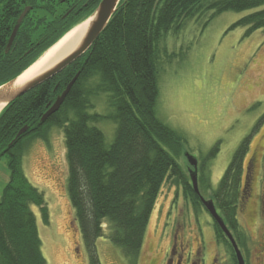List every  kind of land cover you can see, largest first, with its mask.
I'll list each match as a JSON object with an SVG mask.
<instances>
[{
    "label": "trees",
    "instance_id": "16d2710c",
    "mask_svg": "<svg viewBox=\"0 0 264 264\" xmlns=\"http://www.w3.org/2000/svg\"><path fill=\"white\" fill-rule=\"evenodd\" d=\"M100 1L81 4L78 15L67 22L62 6L66 12L69 3L75 1L49 0L47 28H42L38 10L37 16L24 22L9 52L10 20L9 16L2 17L0 86L19 76L72 27L91 16ZM263 6L264 0H122L105 31L83 57L8 105L0 114V160L7 156L10 171L0 203V264H47L31 208H39L47 225L49 210L44 195L26 177L23 160L30 144L36 139L47 141L53 127L65 131L69 197L90 264H101L96 242L105 220L113 227L112 242L123 249L131 264H139L148 223L164 183L180 185L182 181L186 198L194 202L199 199L189 179L182 180L184 172L175 157L178 152L190 155L184 138L156 114L160 44L168 34H178L189 20L205 12H212L213 19L225 12ZM234 26L247 28L248 34L264 31V9ZM44 35L47 41L42 44ZM76 75L59 111L40 123ZM101 96L107 98L112 111L109 117L90 113L95 109L93 100ZM104 119L116 125L110 147L96 127ZM25 126L28 130L17 138ZM248 149L249 140L240 146L216 191H212L205 169L198 182L201 193L206 186L213 192L210 199L245 250L247 238L239 225L238 209L243 195L239 189L242 163ZM214 150L211 156L219 152ZM214 227L218 242L230 251L233 264H238L223 230L217 223Z\"/></svg>",
    "mask_w": 264,
    "mask_h": 264
},
{
    "label": "rangeland",
    "instance_id": "374dc122",
    "mask_svg": "<svg viewBox=\"0 0 264 264\" xmlns=\"http://www.w3.org/2000/svg\"><path fill=\"white\" fill-rule=\"evenodd\" d=\"M263 9L264 6L245 12H225L213 19L210 18L212 12H205L189 20L178 34H168L160 44L162 58L156 114L185 140V149L190 155L184 151L175 153L184 172V182L188 178L187 182L191 183L190 162L193 164L196 159L202 167L205 163L209 166L207 174L212 191H216L235 154L247 140L250 157L256 154L254 147L260 149L263 145L257 152L259 170L261 168L264 154V31L248 34L247 28L234 25ZM61 10L64 13L66 9L62 6ZM166 54L171 58H166ZM93 103L95 109L91 114L103 117L112 114L105 96ZM96 127L103 132L105 144L110 147L115 140L116 125L104 119ZM215 148L219 152L211 156ZM23 168L29 182L44 195L48 206V225L39 208H31L47 264H90V253L69 197L64 129L53 127L47 141L34 140L24 156ZM263 176V171H259L256 178L262 180ZM9 180L8 158L4 156L0 160V203ZM212 191L206 186L202 196L208 199ZM243 197L245 201L239 204L238 221L250 242L247 250L241 249V252L245 264H264L260 183L253 191L248 187ZM195 209L199 212L197 215L184 197L182 181L180 185L166 181L148 223L139 264H167L174 232L179 227L186 236H190L194 227L198 228L205 245V264H233L227 248L216 242L208 212L204 208L201 211L200 205ZM112 232L111 223L105 220L102 236L96 242L101 264H131L123 249L112 242Z\"/></svg>",
    "mask_w": 264,
    "mask_h": 264
},
{
    "label": "flooded vegetation",
    "instance_id": "af4514ba",
    "mask_svg": "<svg viewBox=\"0 0 264 264\" xmlns=\"http://www.w3.org/2000/svg\"><path fill=\"white\" fill-rule=\"evenodd\" d=\"M61 1H65V0H61ZM74 1H75L74 3H69V5H70L69 8L67 9L66 12L63 13V17H64V19H66L67 22H69L72 18H74L76 15H78V12L81 10V8H80L81 4H83V6H87V4L90 3L92 0H74ZM81 1H83V2H81ZM48 3H49V0H0V20L2 17L4 18V16H9V20H10L9 27L11 28V33H12V31H13L14 27L17 25V22H18L19 18L21 17V15L24 13L25 10H28L27 14L24 17V19L20 25V28L18 30V32H20L24 22L26 20L30 21L32 19V16H37V12H38V10H40V13H41L40 18H41L42 28L45 29V27L47 28ZM98 5H97V7H98ZM16 37H17V35H16ZM46 41H47L46 35H44L43 38L41 39V42H42V44H45ZM261 147H260V149H261ZM254 148H255L256 154L254 153V155L252 157H250V151L248 150L247 154L244 156V160L242 163V176H241L240 187H241L242 193L244 194L243 196H245V192L248 189V187L250 188V191H253L254 187L260 183L261 188H262L263 197H261V205L259 204V206H260V208L264 214V176H263L262 180L260 179V177L256 178L259 171L260 172L263 171V175H264V154H263V161H262L263 163H262L261 168L259 170V167H258L259 160L257 161V157H258L257 152L260 149H257V147H254ZM190 166L192 167L191 172H190V177H191V174L196 171L198 182H199L200 177L202 176V171L205 169V171L209 172V170H210L209 166L204 165L202 167L201 164L198 163V161H196L195 159H194L193 164L190 162ZM182 189H183V187H182ZM183 194H184L185 199L188 202H190L191 205L193 206L196 215L199 213L197 211V209H195V205H197V204L200 205L201 211L203 210V208L207 211V209L204 207V205L201 201V198H200L202 196L201 191H200L201 196H198L199 199L196 200V202H194L191 198H186L184 190H183ZM243 196H241L242 201H240V203L242 202L244 204L245 198ZM205 200L206 201L210 200L213 202V200H211L210 197L208 199H205ZM243 207H244V205H243ZM211 220L213 221L212 217H211ZM214 223L215 222L213 221L215 239H216V242L218 244H221L218 242V239H217V236L215 233ZM240 228H241V226H240ZM241 230L243 231L242 228H241ZM244 234L247 238L246 247L248 248V244L250 242L249 241L250 239H249V236L246 232H244ZM235 240L237 242L236 238H235ZM237 244H238V242H237ZM262 245L264 248V242H262ZM224 247H226V246H224ZM170 248H171V250L168 254L169 259L167 261V264H188V263H190V264H205V262H204V256L206 254L204 251L205 245H204V241H203L201 234L198 231L197 227L193 228L190 236H186L185 232H183V230L179 227L177 232L176 233L174 232V236H173ZM240 249H244V251H245V248H240ZM228 252L230 253L229 250H228ZM230 256H231V253H230ZM231 258H232V256H231Z\"/></svg>",
    "mask_w": 264,
    "mask_h": 264
},
{
    "label": "water",
    "instance_id": "95a60500",
    "mask_svg": "<svg viewBox=\"0 0 264 264\" xmlns=\"http://www.w3.org/2000/svg\"><path fill=\"white\" fill-rule=\"evenodd\" d=\"M122 0H101L98 7L94 11V13L89 16L86 20L79 23L82 24L84 22H88V26L86 28L84 36L81 38V40L78 42L76 47L66 54L63 58H61L58 62H56L53 66L49 67L45 71L41 72L40 74L36 75L35 77L31 78L27 82L18 83V79L20 76L32 65H30L27 69H25L19 76L14 78L13 80L3 84L0 86V106L4 105L2 108V111L11 103L15 102L17 99L21 98L28 92L36 89L40 85L46 83L47 81L53 79L60 73H62L66 68H68L70 65H72L74 62L79 60L81 57H83L93 46V44L96 42V40L100 37V35L105 31L108 24L110 23L113 15L116 13L120 2ZM28 10H25L24 13L19 18L17 25L14 27L11 36L9 38L6 52L10 50V48L13 45V42L16 38V35L18 33V30L20 28V25L26 16ZM77 24L76 26H78ZM75 26V27H76ZM75 27H73L71 30H73ZM70 30V31H71ZM70 31H68L66 34H68ZM64 34L58 42L66 35ZM55 45V44H54ZM53 45V46H54ZM51 48V47H50ZM49 50V49H48ZM78 75H76L73 80L67 85L65 90L56 98L55 102L51 105V107L45 112V114L41 118L40 123L46 122L53 114L59 111L61 106L63 105L66 97L68 96L72 86L77 80ZM1 111V112H2ZM28 130V127L25 126L22 128L18 134L17 138L21 137L23 134L26 133ZM191 180L193 188L195 189V192L200 195L199 189H198V182H197V172L195 171L193 174H191ZM201 201L205 208L208 210L209 214L213 218V220L221 227L225 235L227 236L228 240L232 244L237 260L239 264H245L244 257L238 247V244L236 243L232 233L227 228L226 224L224 223L221 216L218 214L217 209L212 201H206L201 197Z\"/></svg>",
    "mask_w": 264,
    "mask_h": 264
},
{
    "label": "bare ground",
    "instance_id": "6f19581e",
    "mask_svg": "<svg viewBox=\"0 0 264 264\" xmlns=\"http://www.w3.org/2000/svg\"><path fill=\"white\" fill-rule=\"evenodd\" d=\"M88 22L76 26L66 34L59 42L47 50L30 68H28L18 79V83L27 82L31 78L53 66L66 54L71 52L81 38L84 36ZM4 105L0 106V114Z\"/></svg>",
    "mask_w": 264,
    "mask_h": 264
}]
</instances>
